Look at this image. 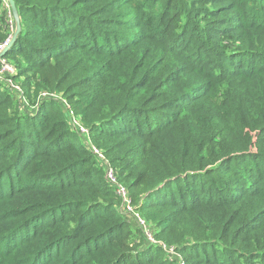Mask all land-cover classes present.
Listing matches in <instances>:
<instances>
[{
  "label": "trees",
  "instance_id": "obj_1",
  "mask_svg": "<svg viewBox=\"0 0 264 264\" xmlns=\"http://www.w3.org/2000/svg\"><path fill=\"white\" fill-rule=\"evenodd\" d=\"M14 3L0 264H264V0Z\"/></svg>",
  "mask_w": 264,
  "mask_h": 264
},
{
  "label": "built area",
  "instance_id": "obj_2",
  "mask_svg": "<svg viewBox=\"0 0 264 264\" xmlns=\"http://www.w3.org/2000/svg\"><path fill=\"white\" fill-rule=\"evenodd\" d=\"M5 1V0H4ZM6 6L7 2L5 1ZM10 11V10H9ZM8 17H9V27L10 29L13 31V21L11 18V13L8 12ZM13 33V32H12ZM10 39V37H9ZM9 39H7L4 43L0 44V52L2 51V49L7 45ZM14 73V69L12 66H10L8 64V62L6 61V59L3 58V56L0 57V80L6 81L7 84L12 87L13 89H15L18 92H21V89L18 85H16L15 83L12 82V80L9 78V75ZM72 123L74 124L75 127L78 128V131L85 136L86 138V143L90 146V149L99 157L102 159V154L100 153V151L91 143L89 137H88V132L87 130L80 126L78 121L73 118L72 119ZM106 178L109 180V182L114 186L115 189V193L118 195V197L120 198L121 201V208L127 213L129 214L130 218L132 219V221L137 224L139 227H141L144 230H147V234H145L146 236V240H152L153 244H156L157 246L160 245V247L164 250V252L167 254V256L170 259H175L177 264H184V259L181 257L180 255L176 252V250L172 247V246H168L165 243L155 240L151 233L149 232L147 226H146V222L144 220V218L138 214L131 206L130 204V200H129V196H128V191L127 188L118 182L117 178L115 177L114 171L113 169L108 165L106 167Z\"/></svg>",
  "mask_w": 264,
  "mask_h": 264
},
{
  "label": "water",
  "instance_id": "obj_3",
  "mask_svg": "<svg viewBox=\"0 0 264 264\" xmlns=\"http://www.w3.org/2000/svg\"><path fill=\"white\" fill-rule=\"evenodd\" d=\"M10 11L12 12V15L14 17V22H15V28L13 33L10 36V39L7 43V45L2 49V51L0 52V57L5 55V53L8 51V49L15 43L17 36L21 30V24L17 15V9L14 3V0H7Z\"/></svg>",
  "mask_w": 264,
  "mask_h": 264
},
{
  "label": "rangeland",
  "instance_id": "obj_4",
  "mask_svg": "<svg viewBox=\"0 0 264 264\" xmlns=\"http://www.w3.org/2000/svg\"><path fill=\"white\" fill-rule=\"evenodd\" d=\"M24 97H25V95H23ZM27 100V99H26ZM117 195V194H116ZM121 207V201L119 200V204H118V208H120ZM148 232H147V230H144V234H147ZM149 244H151V245H153V246H156V244H153L152 243V240H149V239H147L146 240V242H145V245H149ZM166 256H167V254H166ZM168 257V256H167ZM182 256L180 255V258H181ZM169 258V257H168ZM183 258V257H182ZM170 259V258H169ZM170 260H174V259H170Z\"/></svg>",
  "mask_w": 264,
  "mask_h": 264
}]
</instances>
